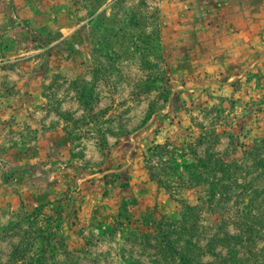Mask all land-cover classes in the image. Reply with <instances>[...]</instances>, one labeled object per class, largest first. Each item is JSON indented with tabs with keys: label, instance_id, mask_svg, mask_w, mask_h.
Instances as JSON below:
<instances>
[{
	"label": "rangeland",
	"instance_id": "rangeland-1",
	"mask_svg": "<svg viewBox=\"0 0 264 264\" xmlns=\"http://www.w3.org/2000/svg\"><path fill=\"white\" fill-rule=\"evenodd\" d=\"M207 131L250 187L196 219L146 159ZM262 170L264 0H0V264H264Z\"/></svg>",
	"mask_w": 264,
	"mask_h": 264
},
{
	"label": "trees",
	"instance_id": "trees-1",
	"mask_svg": "<svg viewBox=\"0 0 264 264\" xmlns=\"http://www.w3.org/2000/svg\"><path fill=\"white\" fill-rule=\"evenodd\" d=\"M200 136V142L202 141L209 145L205 147L203 156L201 157L196 156L195 158L196 150L193 147V143H184L181 148L178 146L170 147L166 143L164 145L157 144L149 148L148 159H146L147 169L149 170L151 178L157 179L167 188L205 187L203 189L205 195L201 197L200 204H184L185 211L188 214H194L196 219L200 215L199 212L206 205L209 207L220 206V204H224L223 202L228 201L233 193L239 197H243L244 194L249 192L248 188L250 186L244 184V181L240 183L238 176L243 171L249 172L248 170L251 168L229 160L227 150L224 152L225 154L214 151L211 145L214 143L215 138L219 137L214 131H207ZM188 154L191 157L194 156L195 160L190 161ZM162 174L173 177L171 183L163 179ZM257 175H264V170L260 171ZM259 190L263 191L264 186L261 189L253 186L251 192L257 193ZM43 207L44 204H41L34 211L38 212ZM37 216L38 214L35 215L32 223L36 221ZM39 237L45 238L46 236L38 232L35 238ZM57 248L58 246L48 240L46 244L41 246L39 249L40 253L37 256L28 257L25 252L29 248L22 243L15 248L11 257V264H46L49 259L48 257L55 256Z\"/></svg>",
	"mask_w": 264,
	"mask_h": 264
}]
</instances>
